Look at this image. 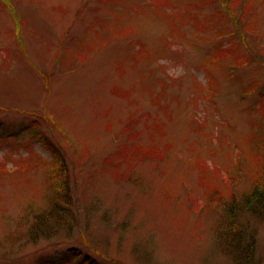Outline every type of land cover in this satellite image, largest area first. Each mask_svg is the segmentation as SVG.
<instances>
[{"label":"rangeland","instance_id":"374dc122","mask_svg":"<svg viewBox=\"0 0 264 264\" xmlns=\"http://www.w3.org/2000/svg\"><path fill=\"white\" fill-rule=\"evenodd\" d=\"M260 45L264 0H0V264H236L211 197L251 182ZM50 147L79 227L33 243Z\"/></svg>","mask_w":264,"mask_h":264},{"label":"trees","instance_id":"16d2710c","mask_svg":"<svg viewBox=\"0 0 264 264\" xmlns=\"http://www.w3.org/2000/svg\"><path fill=\"white\" fill-rule=\"evenodd\" d=\"M52 150L54 158L46 175L49 185L46 206L32 213L31 220L27 223L29 230L24 231L25 239L33 243L58 235L61 230L70 234L79 227L68 166L65 160L58 155V150ZM250 151L252 171L248 188L238 192L233 190L229 198L220 195L211 197V202L216 207L219 206L221 211V219L216 228L218 245L225 254L234 259L236 264H256L255 235L253 231L248 234L247 224L249 222L243 223L241 218L242 216L253 218L264 216V133L262 135L253 133ZM78 251H70L72 264H82L79 258L81 254ZM85 260L84 264H94L90 256H85ZM65 261L68 263L67 260Z\"/></svg>","mask_w":264,"mask_h":264}]
</instances>
